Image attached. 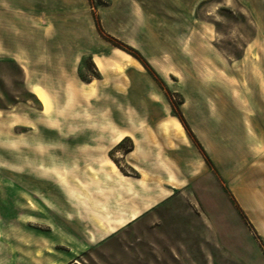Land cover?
Wrapping results in <instances>:
<instances>
[{
    "label": "rangeland",
    "instance_id": "374dc122",
    "mask_svg": "<svg viewBox=\"0 0 264 264\" xmlns=\"http://www.w3.org/2000/svg\"><path fill=\"white\" fill-rule=\"evenodd\" d=\"M22 1L20 30L0 16V264H264V0Z\"/></svg>",
    "mask_w": 264,
    "mask_h": 264
},
{
    "label": "crops",
    "instance_id": "0c3cea01",
    "mask_svg": "<svg viewBox=\"0 0 264 264\" xmlns=\"http://www.w3.org/2000/svg\"><path fill=\"white\" fill-rule=\"evenodd\" d=\"M18 0H14V2H10L7 7L6 11H0V16L2 18H4L6 20V23H12L13 26L17 29L20 30L21 23L19 24L16 21V17L18 16L17 12L18 10L21 11L23 9V5H22V0H19V6L17 5ZM51 1L50 0H40L39 1V5H38V9L39 8H43L46 9L50 6ZM22 12V11H21ZM49 11L46 12V15L48 16ZM44 23H48L49 24V20L44 21ZM53 39V37H48V39ZM94 60V59H93ZM257 104H260L262 106V102L261 101H257ZM231 113H234L233 111H230L229 113L226 114H230L229 116L231 117ZM263 114L260 120V125L264 126V112L261 113ZM229 116L227 118H224L225 121H229ZM258 121V120H257ZM181 123V122H180ZM228 125H230V122H225V127ZM194 125V124H193ZM208 126H211L210 124ZM259 139H260V145H259V150L258 153L255 154L254 156L256 157L255 160V166L252 168L253 172H255L254 174L256 175V180H255V189H256V200H257V210H259V212L264 215V130L262 132L259 133L258 135ZM253 152V151H252ZM254 154V153H253ZM248 170L250 173L251 172V167H248ZM260 198H262V203H260Z\"/></svg>",
    "mask_w": 264,
    "mask_h": 264
},
{
    "label": "trees",
    "instance_id": "16d2710c",
    "mask_svg": "<svg viewBox=\"0 0 264 264\" xmlns=\"http://www.w3.org/2000/svg\"><path fill=\"white\" fill-rule=\"evenodd\" d=\"M146 64V66L148 67L149 70H151V67H149V65L147 63H144ZM178 120L181 122V124L184 126V128L186 129V131L188 132L189 134V138L192 139V142H194V144H196L197 148L200 150L201 152V155L203 156L204 158V161L205 163L208 165V166H212V162L210 161L209 157L207 156V154L204 152L203 148L201 147V145H199V143L197 142L195 136L193 135V133L191 132V130L189 129L188 125L186 124L185 120L183 119V116L182 115H179L178 117ZM132 145L127 149V153L132 151Z\"/></svg>",
    "mask_w": 264,
    "mask_h": 264
}]
</instances>
